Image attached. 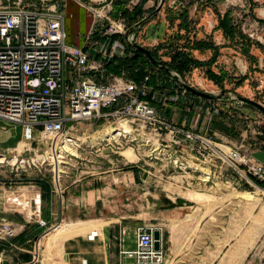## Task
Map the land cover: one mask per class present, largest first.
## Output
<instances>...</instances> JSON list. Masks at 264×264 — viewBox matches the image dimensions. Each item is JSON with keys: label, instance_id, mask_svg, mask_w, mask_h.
<instances>
[{"label": "rangeland", "instance_id": "1", "mask_svg": "<svg viewBox=\"0 0 264 264\" xmlns=\"http://www.w3.org/2000/svg\"><path fill=\"white\" fill-rule=\"evenodd\" d=\"M137 1L129 0L126 6L131 7ZM28 2L33 3L34 0ZM60 2L65 4L67 42L71 43L69 38L75 30L74 19L66 13L67 4L71 2L73 6L92 5L91 12L96 11L97 14L108 18H103L104 27L110 24L109 20L121 23L117 29L125 32V36L132 39L131 43L135 42L153 51L154 57L161 63L151 65L147 70L152 72L160 88L167 89L166 95L174 88L182 90V82L190 83L191 87L212 95V98H200L201 105L198 109L206 112L207 118L203 115L202 120H205L210 128L212 125L213 129L214 108L217 114L228 116L223 121L217 120L219 123L226 122L227 127L232 130V135L224 134L229 140L220 138L221 142L236 147L263 138L253 133V130L257 129V123H260L264 132L263 113L240 102L238 96L250 98L264 106V0H164L162 7L154 15L152 12L159 0H148L143 4V13L135 18V21H131L130 25L120 15L112 16L113 0ZM222 19L233 32H223L220 26ZM83 35L81 33V36ZM195 41L212 43L217 48L216 61H209L214 55L213 48H190ZM183 45L187 47L183 48ZM176 48L188 51L192 57L205 62V65L194 66L185 74L179 73L169 65L165 66L164 63L171 61ZM207 67L217 73L223 70L226 73L224 81L216 84L207 79ZM104 71L109 77L127 74L125 69H120L118 73L108 71L106 64ZM243 76L247 78L241 84H236ZM181 103L183 102L178 101L176 105H183ZM156 104L160 105V102ZM190 106L195 107L194 102H191ZM167 120L177 127L181 125L179 120ZM118 124L113 120H89L75 124L74 129L65 135L72 140H66L71 145L75 139L82 137L84 142L73 145L75 153L63 152L59 158L55 155L58 149L48 151L52 139L50 142L39 139L27 141L22 137L20 125L0 119V223L10 222L16 227V236H19L20 242H24L23 245L15 243L12 239L0 242V264H66L71 257L68 242L72 236L83 231L85 222L71 221L64 213L65 208L61 207L64 198L59 186L63 189V186L73 179H81L80 188H86L99 181V176L104 175L109 176V181L118 182L121 179V184L124 183V187H119L122 195L120 200L129 196L128 183L132 176L136 180L139 192L137 225L147 222L148 202H156L161 211L166 208L172 210L173 203L175 206H182L183 200L180 197H186L185 192L203 193L201 200L193 199L195 207L188 209L189 212L196 209L201 214L197 224L200 225L201 220L204 221L202 228L206 229L208 237L210 230L214 232V264H264V192L257 191L263 189L225 183L223 176H226L228 171L223 172V176H218V179L214 177L207 182H201L202 175L164 165L167 155L178 156L175 152L178 149L189 155V158L195 156V152L191 151V146L187 143L180 142L172 144L171 147L164 132L157 140L140 125L128 124L131 133L128 129L127 134H119L116 141H99L92 137L106 128H121L114 127ZM192 128L198 129L196 126ZM130 134L135 138H130ZM19 141H24L25 145L16 149ZM124 150H131L134 159L128 160L123 154ZM45 153L48 158H41ZM51 155L53 157L50 158ZM254 157L263 160L264 152L259 150L254 153ZM206 170L208 172V169L202 171ZM38 178L48 180L51 188L42 190L35 182ZM86 180L89 183L83 182ZM190 181L192 183H188ZM148 190L157 198H153ZM239 192H249L252 198ZM170 217L166 213L164 217H160L161 222L166 226L169 223L171 227L173 223L170 222ZM180 218H185V215ZM193 218L190 215V220L184 224H191ZM151 220L153 223V219ZM34 224L40 227V231L32 236ZM137 225L133 223L126 233H121L124 237H132L134 233L135 237ZM195 228L187 236V241L191 235H196ZM94 230L100 235L97 228ZM24 232H27V235H23ZM164 232L167 234V230ZM198 238L199 242L203 240L201 235ZM165 240L162 247L164 260L161 264H201L196 260L194 247L186 248L183 254V250L170 246ZM113 259L114 254L110 255L111 262ZM125 259L128 264L136 262Z\"/></svg>", "mask_w": 264, "mask_h": 264}, {"label": "built area", "instance_id": "2", "mask_svg": "<svg viewBox=\"0 0 264 264\" xmlns=\"http://www.w3.org/2000/svg\"><path fill=\"white\" fill-rule=\"evenodd\" d=\"M22 1L0 0V119L20 125L25 140L50 141L57 137L60 142L82 121H125L147 129L157 140L164 132L171 147L184 142L195 152L189 158L178 149V156L167 155L164 165L206 175L191 169L185 162L190 159L208 168L207 181L228 171L222 175L225 183L264 190V159L254 157L255 152H264L260 123L253 133L263 138L236 147L218 141L208 123L203 129L177 127L157 107L167 101L190 107L188 90L183 85L190 83L182 82V90L174 88L173 93L166 95V88H160L156 81L151 83L154 77L150 70L138 80L128 73L105 75V64L128 55V44L133 43L117 29L121 23L109 20L110 24L104 27L103 18L107 17L92 12L93 23L82 44L73 45L67 42L60 0H34L31 4ZM216 115L219 113L214 108ZM154 230L151 226H138L135 248L121 252L134 258L136 264H161L164 251L161 237L160 247L153 246ZM16 234V227L10 222L0 223V241H8ZM96 236L97 231H92L88 239Z\"/></svg>", "mask_w": 264, "mask_h": 264}, {"label": "crops", "instance_id": "3", "mask_svg": "<svg viewBox=\"0 0 264 264\" xmlns=\"http://www.w3.org/2000/svg\"><path fill=\"white\" fill-rule=\"evenodd\" d=\"M28 1L30 0H23L22 2H24L25 4L32 3ZM72 1L76 3V0ZM64 5V3H61L60 7L63 13H65ZM78 5L80 7L73 6L72 3L69 2L66 7V13L71 16L72 20L74 19L75 23L74 33L69 38L71 44L73 45L82 44L83 37L87 34L93 23L91 12V8H93V6H84L82 4ZM81 33L84 35L81 36ZM151 83H155L154 78H152ZM168 92L173 93V90H170ZM187 98H189V101L194 102L195 107L185 106L183 103L181 104H183L184 106H177L176 102L167 101L166 105L157 107L158 111L167 119L173 121L179 120L181 125H184L185 127L196 126L198 127V129H203V127H206V122L205 120H202V117L204 115L205 118L207 114H205L206 112H202L200 109H198L199 105H201L200 100L202 99V97L192 94L188 91ZM216 119H219L217 115L214 116V121ZM211 130L216 134L215 138L217 140L219 139L218 141L221 140L220 138H226L225 141L229 140V138L225 136L226 134L224 135L217 128ZM98 135L93 134L92 137ZM81 139L83 140L82 137ZM185 162L188 166L190 165L189 167H194L197 171L199 170L200 172L207 173V170L202 171L204 169H207L206 167L195 164L190 159L186 160ZM95 178L96 177H94V179ZM205 178L207 179V177ZM98 180L99 181H96L94 184H92L91 186H87L86 188L83 186L82 188H80L82 184L80 183L81 179H73L68 184L64 185L63 189L61 185L59 186V189L64 198L63 204H61L63 205L61 207L65 208L64 213L70 218L71 221L80 220L85 222L83 231L79 235L72 236L71 240L68 242L67 246L71 251V257L67 262L68 264H128L126 263L127 261L125 258H128V260L132 259L134 261V258L128 257L121 252L122 250H130L135 248L134 233L132 237H124L121 231H125L126 233V231L129 230V227H131L133 223H135L136 225L138 224V184L132 176L130 183H128L130 186V189L128 191L129 196L126 197L125 200H120L122 195L120 194L119 187H124V183L121 184V179H119L118 182L109 181V176L104 175L99 176ZM83 182L86 184L89 183L88 180ZM125 184H127V182H125ZM149 192L150 191L148 190V193ZM185 193L186 197H184L185 195H181L180 197L181 200H183L182 206H175L173 203V205L171 204L172 210L166 208L161 211V208L157 206L156 202H148L146 208L147 222L141 225L151 226L160 231L162 247L163 241L165 239V241H167L170 246L183 250V254H185L186 248L194 247L197 261L199 260L201 264H214V232L213 230H210V234L208 237V235L206 234V229L202 228L204 225V221L201 220L200 225L197 224L200 221L201 214L198 213L196 209H193L189 212V209L195 207L194 203L192 202L193 199L196 198L195 196L201 193L190 191L188 193ZM149 194H151L153 198H157L154 193L150 192ZM60 197H62V195H60ZM170 201L173 202L171 199ZM58 205L59 204L57 201L56 214H58ZM166 213H168V216H171L170 222L174 224H171L172 228L170 227L169 223L166 226L165 223L161 222V218L164 217ZM183 214L185 215V218L181 219L180 217ZM190 215L194 217L191 220V224H184L186 223V221L190 220ZM151 219H153V223H151ZM91 225L93 226L91 227ZM138 226L140 225H137L136 228ZM195 226H198L199 228L196 229ZM95 228L100 231V235L97 231V236L93 240L88 239L89 233L95 231ZM194 228L196 229V235H191L190 240L187 241V236L192 230H194ZM164 230H167V234L164 232ZM118 234H120L119 241L117 240ZM199 235L203 236V240L201 242H199ZM121 239L123 240L121 241ZM113 254L115 256V259H113V261L111 262L110 255ZM84 259L85 262L82 263ZM132 264L136 263L133 262Z\"/></svg>", "mask_w": 264, "mask_h": 264}, {"label": "trees", "instance_id": "4", "mask_svg": "<svg viewBox=\"0 0 264 264\" xmlns=\"http://www.w3.org/2000/svg\"><path fill=\"white\" fill-rule=\"evenodd\" d=\"M147 0H138L135 4H133L131 7H127L126 4L129 2V0H113L112 2V10L111 14L113 17H118L119 15L123 17L128 24L130 25L131 21H135L137 17H139L143 13V4ZM220 26L223 29L224 33H231L233 32V29H230L226 21L224 22L223 19L220 21ZM193 46L190 48L194 49H211L214 51V55L210 58V62L216 61L215 55H217V48L214 47L212 43L207 44L206 41H195V43H192ZM187 47V45H183V48ZM128 55L125 57L120 58H114L106 63V68L108 71H112L115 73H118L120 69H125L128 73V75L136 80L142 77V75L147 71V69L151 65L160 64L161 61L157 60L154 57V53L152 50H150V53L155 60V62H152L145 53H143L141 50L135 48L133 45H128L127 47ZM165 66L169 65L175 70H177L181 74H185L188 71H191V68L194 66H202L205 65V62L200 61L194 57L188 52L179 50L176 48L173 51V54L171 56V61L168 63H164ZM226 74L223 70L219 71V73L212 71L210 68H206L205 75L207 79L214 81L216 84H221L224 80V77ZM247 77L243 76L242 78L237 80L236 84H241L243 80H245ZM248 105V104H246ZM250 106V105H248ZM219 119H216L214 121V128H217L222 132L223 134L232 135V130L227 127L226 122L219 123L220 121H223L224 119L228 118L226 114L219 113L218 115ZM219 120V122L217 121ZM227 124V125H226ZM211 128L213 129L212 125ZM42 190H47L51 188L50 183L46 179L38 178L35 181ZM42 216H43V210H42ZM35 226L32 227V232L34 233L32 236L39 233V226L34 224ZM27 232H24L23 235H27ZM30 233H28L29 235ZM22 235V236H23ZM19 236H15L12 238V240L15 241V243L23 245V243L20 242V239H18ZM22 239V238H21ZM2 242V241H0Z\"/></svg>", "mask_w": 264, "mask_h": 264}, {"label": "bare ground", "instance_id": "5", "mask_svg": "<svg viewBox=\"0 0 264 264\" xmlns=\"http://www.w3.org/2000/svg\"><path fill=\"white\" fill-rule=\"evenodd\" d=\"M123 123H125L128 127H126ZM121 126V128H117V129H110V128H106L104 131L100 132L99 131V135L98 136H95V140H113L116 141L118 139V135L123 133V134H127V132L129 131L131 133V128L130 126L125 122V121H121L118 126H114V127H119ZM129 129V130H128ZM135 135V134H134ZM121 136H124V135H121ZM130 138H135L133 135H128ZM72 140V139H69L68 137H64L60 142H58V138L57 137H54L51 141V145L48 147V151H53L55 149H58L56 152L55 155H57L59 158L61 157V153L63 152H70V153H73L74 152V147L73 145H80L83 140L81 138L79 139H75L73 143H71V145L68 143V141L66 140ZM136 140V139H135ZM145 140V139H143ZM137 141V140H136ZM50 142V141H49ZM71 142V141H70ZM142 142V141H140ZM27 143V142H26ZM75 143V144H74ZM93 144V142H92ZM152 144V143H151ZM156 144V143H155ZM23 145H25V142L24 141H19L18 144H17V147L16 149H21L23 147ZM19 151V150H18ZM75 153V152H74ZM123 154L124 156L128 159V160H132L134 159V155L132 153L131 150H124L123 151ZM16 157V156H15ZM50 158L53 157L52 155L49 156ZM14 158V157H13ZM41 158L45 159V158H48L47 157V154L45 153L44 155L41 156ZM190 166V165H189ZM191 169H193L194 167H190ZM195 169V168H194ZM208 169V168H207ZM208 173V172H207ZM207 173H204L206 175L203 176V178H200L202 181H207L208 179V176H207ZM207 177V179L205 178ZM257 191L259 192H264V190H260V189H257ZM239 194H242V195H245L246 197H249V198H252V194L249 193V192H239ZM196 199H202L204 197V194L201 193V194H198L197 196H195ZM244 199V198H243ZM85 261H83L84 263Z\"/></svg>", "mask_w": 264, "mask_h": 264}, {"label": "water", "instance_id": "6", "mask_svg": "<svg viewBox=\"0 0 264 264\" xmlns=\"http://www.w3.org/2000/svg\"><path fill=\"white\" fill-rule=\"evenodd\" d=\"M163 3H164V0H159V2L157 3L155 9L152 12V15L157 13V11L162 7ZM132 45L135 48L141 50L143 53H145L147 55V57L152 62H155V60L153 59L150 51L147 48H145V47H143V46H141V45H139V44H137L135 42L132 43ZM183 85L186 88V90H188L192 94L198 95V96H200L202 98H212V95L208 94L207 92L197 90V89H195V88H193V87H191V86H189L187 84H183ZM238 100L240 102H243L245 104H248L250 106L255 107L256 109L260 110L263 113V115H264V106L262 104H260L259 102L255 101V100H252L250 98H247V97H243V96H238ZM153 237H154L153 246H154L155 249H158L160 247V240H159L160 239V231L158 229H155L153 231Z\"/></svg>", "mask_w": 264, "mask_h": 264}]
</instances>
